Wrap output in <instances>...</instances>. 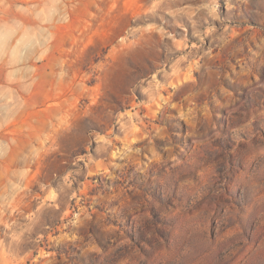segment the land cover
<instances>
[{
  "label": "rangeland",
  "instance_id": "374dc122",
  "mask_svg": "<svg viewBox=\"0 0 264 264\" xmlns=\"http://www.w3.org/2000/svg\"><path fill=\"white\" fill-rule=\"evenodd\" d=\"M0 264H264V0H0Z\"/></svg>",
  "mask_w": 264,
  "mask_h": 264
}]
</instances>
